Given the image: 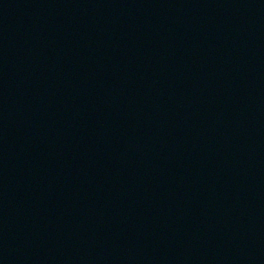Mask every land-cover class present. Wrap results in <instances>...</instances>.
<instances>
[{"label": "water", "instance_id": "1", "mask_svg": "<svg viewBox=\"0 0 264 264\" xmlns=\"http://www.w3.org/2000/svg\"><path fill=\"white\" fill-rule=\"evenodd\" d=\"M0 264H264V0H0Z\"/></svg>", "mask_w": 264, "mask_h": 264}]
</instances>
